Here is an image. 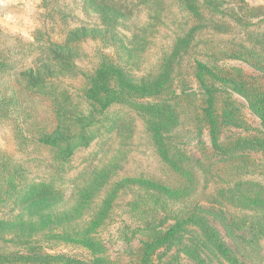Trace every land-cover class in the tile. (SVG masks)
<instances>
[{
	"label": "trees",
	"instance_id": "trees-1",
	"mask_svg": "<svg viewBox=\"0 0 264 264\" xmlns=\"http://www.w3.org/2000/svg\"><path fill=\"white\" fill-rule=\"evenodd\" d=\"M135 1L152 7L160 32L165 31L158 32L146 47V55L156 50L150 55L157 57L156 62L138 61L140 73L130 77L102 55L93 75L85 76L81 100L99 108L101 114L112 106L124 112L109 122L115 124L116 134L121 132L120 137L130 141L133 152L123 153L78 195L69 193V187L31 182L17 207L32 222L49 219L46 233L59 232L67 242L86 249L97 263L105 264V247L92 236L103 227L124 186L132 196L127 214L143 237L139 264H152L159 250L188 231L199 234L220 258L238 264L210 227L203 206L216 207L237 228L254 227L264 235V165L243 154L248 150L264 154V90L241 70L229 71L220 65L226 60H239L256 69L264 65V16L255 22L238 11L234 4L244 5V0H87L86 7L108 28L127 27L140 10ZM34 44H24L0 29V127L13 133L14 146L24 156L31 154L26 152L29 149L60 139L67 118L73 130L95 125L93 117L81 109L66 116L67 107L79 104L73 95L66 98L62 82L33 70L27 54ZM236 94L260 119L263 132L253 130L246 136L223 139L227 126L246 129L233 102ZM35 109L50 118L49 124L54 122L52 138L45 126L43 130L36 127L32 137L28 132L32 130L30 110ZM205 133L210 147L202 140ZM194 138L199 143V159L183 149ZM143 148L150 149L157 160V173L149 170L120 177L124 162L140 164L136 155ZM56 159L54 163L64 164L63 159ZM22 167L7 154L0 157V192L7 204L24 179Z\"/></svg>",
	"mask_w": 264,
	"mask_h": 264
},
{
	"label": "rangeland",
	"instance_id": "rangeland-1",
	"mask_svg": "<svg viewBox=\"0 0 264 264\" xmlns=\"http://www.w3.org/2000/svg\"><path fill=\"white\" fill-rule=\"evenodd\" d=\"M86 1L0 0V29L6 35L22 40L24 44L35 43L30 46L27 54L33 70L38 71V76H50L51 80L62 82L64 88H68H63L66 98L73 95L79 104L76 107H67L66 116H72L81 109L95 121L93 127L80 131L73 130L67 118L62 124V131H65L61 132L60 139L51 145L40 146L33 151L27 150L26 152H31L27 156L16 150L13 133L7 127H0V157L9 155V158L16 159L26 171L24 179L14 191V199L9 204L0 192V264H100L81 245L67 242L59 232L46 233L49 219L39 224L36 219L32 222L17 207L22 191L31 182L43 181L60 189L69 187V193L78 195L104 173L108 166L116 163L123 153L131 154L130 141L125 136L120 137L121 132L116 134L115 124L111 125L109 122L113 115H122L124 112L112 106L105 114H101L99 108L82 102L87 83L85 76L93 75L102 55L115 61L130 77L140 73L137 68L138 61L144 63L146 58L148 65L155 63L157 57L150 55L156 50L153 49L146 55V47L160 32L159 17L152 7L135 1L140 9L136 19H132L127 27L108 28L101 23L97 14L86 7ZM244 2V5L234 4V7L255 22L264 16V0ZM240 12L238 13L241 14ZM253 14L258 17L250 16ZM164 32L162 30L160 34ZM61 58L65 64L63 66ZM220 65L229 71L232 68L241 70L245 75L255 78L264 90V65L256 69L239 60H226ZM49 70L51 75H48ZM233 100L246 129L227 126L222 138L246 136L253 133V130L263 132L260 119L249 109L246 100L237 94ZM40 111L30 110L29 126L32 130H27L32 137L36 127L43 130L42 126H45L50 131H47L50 139L54 122L49 124L47 118H50ZM202 140L210 147L207 133ZM183 149L195 159L200 158L197 138ZM139 151L141 155L136 156L140 164L135 166L124 162L120 177L148 174L149 170L153 174L157 173V160L151 156V150L143 148ZM243 154L264 165L263 153L248 150ZM56 158L63 159L64 164L54 163ZM122 190L123 193L108 214L103 227L92 236L99 239L105 247V264H139L138 255L143 237L139 226L127 214L126 206L132 202V196L126 191V187L123 186ZM203 209L210 227L216 231L238 264H264V235L261 231L254 227L237 228L236 225H231L214 206L204 205ZM31 222L35 223L36 230H33ZM54 225L55 222L50 226ZM152 264L231 263L220 258L204 243L199 234L188 231L176 236L174 241L159 250Z\"/></svg>",
	"mask_w": 264,
	"mask_h": 264
}]
</instances>
